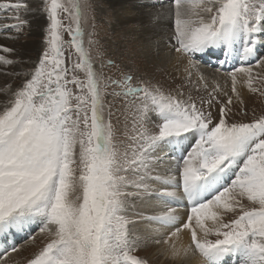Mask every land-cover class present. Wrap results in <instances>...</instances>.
I'll use <instances>...</instances> for the list:
<instances>
[{
    "label": "snow or ice",
    "instance_id": "snow-or-ice-1",
    "mask_svg": "<svg viewBox=\"0 0 264 264\" xmlns=\"http://www.w3.org/2000/svg\"><path fill=\"white\" fill-rule=\"evenodd\" d=\"M41 3L47 16L37 59L0 55V69L19 81L0 84L8 97L0 108V235L35 224L52 237L28 264H147L133 254L141 240L131 226L143 221L157 225L156 244L188 230L203 264L229 257L264 264V111L253 109L250 119L245 109L233 112V96H241L237 74L264 97V87L254 86L264 85V71L253 74V64L264 70L257 51L258 38L264 45V0H170L155 16L147 13L149 23L160 17L157 25L171 18L165 59L189 77L207 84L200 67L214 50L240 61L226 72L231 95L219 100L210 93L199 105L139 68L112 62L114 73L106 74L99 41L89 40L95 58L84 47L80 23L91 15L89 0H0V35L18 36ZM59 11L76 24L66 28L70 42ZM66 43L78 54L71 67ZM217 62L220 71L227 60ZM218 91L217 83L212 93ZM164 157L170 163L161 171ZM136 200L150 201V208L133 211Z\"/></svg>",
    "mask_w": 264,
    "mask_h": 264
},
{
    "label": "rangeland",
    "instance_id": "rangeland-1",
    "mask_svg": "<svg viewBox=\"0 0 264 264\" xmlns=\"http://www.w3.org/2000/svg\"><path fill=\"white\" fill-rule=\"evenodd\" d=\"M50 2L51 0H47V3ZM58 2L61 4H67L68 0H58ZM89 3L92 4L93 6L91 15L87 23H85L84 21H81L80 23V27L83 30L84 47L86 51H88L89 55L95 58L96 46L95 44H89V40L91 39L93 41L96 40L99 41L105 53L103 57V71L106 74L114 73V69L111 67L112 62L121 65H129L133 68H139L142 73L151 76L154 79V81H159V83L163 85L166 91L179 89L183 92L185 98H187L189 95L192 96L197 101L198 105L201 98H203L204 101L209 100L210 93L216 96L219 100L227 99L225 93L231 95V88H230L231 79L228 78L227 82H224L223 80H216L214 75V74L216 75L219 74L218 72H215V70L220 67V65L217 62L218 58L225 59L226 57L224 56L222 51H219L216 55L213 52H211L207 54V56L203 57V62L201 66L210 67L208 68L209 72L207 71V69L200 70V72L203 73L204 78L207 81V84H205L203 80L199 79L198 74H194L192 77H189L187 74L185 75V77H180L177 74V71L174 72L175 69L171 71L165 67H162V65L156 66L155 63L146 60L144 56H142L143 52L140 49H138V46L135 40H133L132 35L125 36L126 35L125 31L130 30L131 24L126 25L127 27L116 24L115 21L116 13L114 12L113 9H110L106 5L108 4L107 0H89ZM148 4H153V0H148ZM132 5L134 7L133 9L134 11L132 9H129V11L135 14L136 12L135 7L136 9H140V7L143 5V1L139 0L136 3L135 0H132ZM36 13L40 18V23L36 29L37 35H33V33H31L30 31V26H32L35 22L32 25L29 22L24 26L23 30L18 34V36L15 32L11 33V35L15 37L14 39L4 38V40H2V41H6L7 43H13V46L15 47L14 49L17 52L18 51L21 52V50L26 51L28 49V51L25 52V58L26 60L28 59L30 61L29 64H31L34 60L37 59L38 53L41 50L43 37L45 35V33L42 31V28L46 27L45 20L47 14L43 12V3H41V11ZM66 17L67 14L65 12L59 11L58 19L65 26V30L63 31V39L65 41L70 42L71 38L68 35L66 28L69 25L75 28L76 24L74 22H70L71 20L70 17L67 18ZM26 19H28L29 21V18ZM3 22L4 21L2 20V18H0V23ZM133 25L135 26V23H133ZM145 28L146 27L142 26V29H144L145 32L147 31L149 32V28L146 29ZM89 33H92V35L90 36ZM0 37H4V35H0ZM152 40H154V38H152ZM257 40H259L260 42L259 44L260 52L258 53L264 54V45H261L260 38H258ZM23 44L25 45L22 46ZM34 45H36L35 50H34ZM156 47L157 46L152 47L151 55L154 54V56H156V52L158 53V49H156ZM69 53H71L70 60L68 59ZM230 57L231 56L226 57L227 61L230 60ZM64 59H65V66L67 67H71L74 63L78 61V54L76 53L75 49L71 47L70 43H66L64 45ZM239 65H240V61L232 56V68L229 69L232 70L233 68L238 67ZM94 66L96 67L97 70L101 68V64L99 63V61H96ZM0 71L2 72V69H0ZM261 71L264 70L260 69L259 67H256L253 64V74ZM79 76L81 79H83L84 73L80 72ZM218 76L220 77V74ZM237 77H238L237 90L241 91L240 89H243V91L240 92L241 96L239 99L233 96V112L234 113L237 112L238 109H245L248 112V118L250 119L253 109H255L257 114H259L261 111H264V97H261L259 93L253 94L247 90V84L244 83L246 77L243 76V74H241L240 76L237 75ZM5 80H8L9 82L19 83V81L16 80L15 77L8 75L4 77V80L2 81ZM2 81L0 82V84H2ZM217 83L219 84V91L217 93H212V87ZM254 86L258 88L264 87V85H261L259 82L255 83ZM69 87L72 88L73 91H75L74 86L69 85ZM7 98L8 97L5 94V100L3 101V103L7 100ZM107 99L111 100L112 97L109 96ZM240 99L243 100L244 102L243 104L240 103ZM214 103L216 102L214 101ZM204 107L207 108L206 103ZM212 111L215 113L216 108L214 107ZM242 117H243V112H240V114L234 116L233 119H241ZM105 119L106 120L108 119L107 109L105 112ZM112 122L113 123L116 122L115 115L112 117ZM169 163H170L169 159L167 157H164V163L161 164L160 167H167ZM136 210H145V207L143 204H141L140 200H136L134 202L133 211ZM230 215L231 214H228V216L224 217L226 222ZM132 219L135 220V217L134 218L132 217ZM137 224L138 221H136V223L133 226H131V231L135 236H138L140 238L141 243L133 254L140 259L146 260L147 264H175L170 262L169 260L164 259L162 254L160 253L157 254L158 244L154 242L155 239L157 238L152 237L149 232H147L146 234L144 230H141ZM51 238L52 237L47 232L44 233L39 232L37 226H35L33 229H31L30 231H28L23 235H20L18 237L15 236L14 240L18 239L17 241H14V246L16 250L12 251L11 250L12 247L9 249L7 248L4 251L1 250L0 264H28V261L34 258V255L37 254L46 245V243L50 242ZM209 239H215V236L210 235ZM192 247L194 249V246ZM194 253L197 252L194 251ZM230 261H231L230 257L227 258L226 264H235L233 259H232V263H230ZM180 264H185V263H180Z\"/></svg>",
    "mask_w": 264,
    "mask_h": 264
},
{
    "label": "bare ground",
    "instance_id": "bare-ground-1",
    "mask_svg": "<svg viewBox=\"0 0 264 264\" xmlns=\"http://www.w3.org/2000/svg\"><path fill=\"white\" fill-rule=\"evenodd\" d=\"M138 1L139 0H135L136 3ZM142 1H143V4L144 3L148 4V0H142ZM34 2H35V0H28V3H30V4H34ZM107 3L108 4H106V5L110 9H113L114 12L116 13L115 14L116 15V17H115L116 24H119L120 26H126V25L131 24L130 30L125 31V34H126L125 36L132 35V38H133V40H135V42L138 46V49H140L143 52L142 56H144V58L146 60H148L152 63H155L156 66L162 65V67H165L171 71L175 69L174 72L177 71V74L180 77H185L186 73L184 72V66L183 65L177 66L174 64V62H168L165 59V57L167 55L168 32H169L167 24L171 22V18L165 15L163 17V20L161 21V23L159 25H157L156 20L160 19V17H155L151 23H149L148 17H147V13H149V12H152L154 14V16H155V13L162 12L163 9H161L159 6L163 5L164 8L166 9L170 5V0H153V4L157 5V8H155V9L145 8L142 6L140 7V9H136V7H135V11L137 12V13L135 12V14L133 12L131 13L129 11V9H132V10L134 9V7L132 5V0H107ZM26 18H29V22L31 25L35 22L32 26H30V31H31V33H33V35H37L36 29L40 23V18L38 17L36 11H33V12L26 14ZM133 23H135V26L133 25ZM139 24L146 27V28H149V32L148 31L145 32V30L142 29V26H140ZM114 27H115V25H114ZM151 37L154 38V40H152ZM2 40H4V37H0V45H6V46H11V47L15 48L13 46V43H7L6 41H2ZM259 44H260V42H259V40H257V45H258L257 51L258 52H260ZM24 45L25 44H23L22 46H24ZM154 46H157L156 49H158V53L156 52V56H154V54L151 55V53H152L151 49ZM35 49H36V45H34V50ZM27 51H28V49L26 51L21 50V52L15 51V53L10 55L7 53H3L2 49H0V55L9 56V58H15L18 60H26L25 52H27ZM219 51L220 50H214L212 52L215 53V55H216ZM225 60H227V58H225ZM26 62L28 64L30 63V61L28 59L26 60ZM226 65L229 66L230 68H232V56L230 57V60L227 61ZM208 68H210V67L201 66L200 70L207 69V71H208L209 70ZM230 70L231 69L220 70V71L215 70V72H218L220 74V77L218 76L219 74H217V75L214 74L216 80H223L224 82H227V79L230 77L225 75L226 74L225 72L230 71ZM2 72L0 71V82L2 80H4V77L7 76L4 73L3 69H2ZM206 75H208V74H206ZM237 75L240 76L241 74H237ZM1 77H3V78H1ZM3 83H4V81H2V84ZM240 90H241L240 92L243 91V89H240ZM4 100H5V93L0 92V108H2V106H3L2 103ZM165 168L166 167H160V170L163 171ZM141 204H143L145 207V210H147L148 208H150L151 202L146 200L144 203H141ZM134 217L135 216H133V218ZM210 223H211V221H207L206 226H208ZM137 225L140 227L141 230H144V232L146 234H147V232H149L152 237H156L157 239L162 238L161 236H158L156 234L155 229L157 228V225H155V224L149 225L143 221H138ZM35 226L36 225L33 224L32 226L26 227L23 230L12 231V232L8 233L7 235H0V251L1 250L4 251L7 248L9 249L12 246H14V241L18 240V239L14 240L15 236L18 237L20 235H23V234L27 233L28 231H30L31 229H33ZM158 237H161V238H158ZM208 239H209V237H208ZM192 246H194V245H191V234H190V232L188 230H182L175 237L170 238V243L158 244L157 254H159V253L162 254L164 259L169 260L170 262L175 263V264H180V263L203 264V258L200 256V254L198 252L194 253V249ZM173 247L175 248V254H173V252H172ZM165 249H167V251H165ZM230 260H231L230 263H232L231 257H230ZM224 264H226V260H225Z\"/></svg>",
    "mask_w": 264,
    "mask_h": 264
}]
</instances>
